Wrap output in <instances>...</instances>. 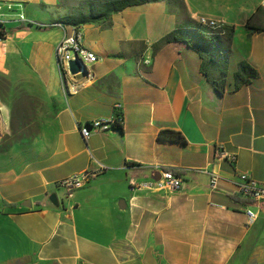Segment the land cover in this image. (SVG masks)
<instances>
[{
	"label": "crops",
	"instance_id": "1",
	"mask_svg": "<svg viewBox=\"0 0 264 264\" xmlns=\"http://www.w3.org/2000/svg\"><path fill=\"white\" fill-rule=\"evenodd\" d=\"M0 1L21 3L25 18L39 24L67 15L59 0ZM257 9L261 27L264 0L150 1L80 26L83 46L98 61L83 87L66 96L54 57L63 31L1 17L3 42L23 55L26 70L15 78L37 102L24 110L33 115L26 126L37 132L0 152V264H264V205L236 194L241 174L264 184V30L245 29ZM201 17L233 28L229 45L222 44L229 50L222 94L185 41L153 48ZM242 61L258 75L234 90ZM206 72L217 79L219 69L213 64ZM11 98L9 92L0 102L1 126H8ZM116 115L121 131L83 140L79 126ZM166 129L186 143L159 140ZM98 163L106 167L102 174L59 199L60 181ZM156 167L180 170L184 189L136 188ZM211 173L220 177L215 191ZM247 210L257 215L251 224Z\"/></svg>",
	"mask_w": 264,
	"mask_h": 264
},
{
	"label": "built area",
	"instance_id": "2",
	"mask_svg": "<svg viewBox=\"0 0 264 264\" xmlns=\"http://www.w3.org/2000/svg\"><path fill=\"white\" fill-rule=\"evenodd\" d=\"M4 16L10 18V21L16 23V25L31 26L39 29H48L51 27L61 29L63 35L54 49V57L61 77L62 91L65 96L72 95L77 93L83 87L84 82L90 77V66L97 63L98 58L94 53L83 46V36L79 27L74 28L65 26L58 22L48 25L32 22L25 18L21 3L0 1V43L5 40L7 35L4 25L6 22L1 19V17ZM198 25L207 29L211 35L224 34V26L215 20L201 17L198 19ZM66 28L70 29V34H66ZM72 61L79 63L86 71V76L80 80H76L69 72V63ZM142 63L148 66L151 63V60L148 57H144ZM79 73H82V68L79 70ZM119 108L120 105L116 104L115 109L118 110ZM120 116H112L108 120H95L84 126H79V133L83 140H87L93 132H109L117 130L115 124H122ZM220 156L230 162H234L235 160L234 156H226L223 153L220 154ZM105 170L106 167L98 163V168L95 171H83L60 181L58 185L64 189L66 198L69 199L72 197L74 191L83 188L90 180L96 178ZM156 175L159 177L158 179L155 178ZM208 176L209 189L215 191L220 181V177L214 173L208 174ZM184 186L185 182L182 179L180 170L156 167L153 172V177L150 180L141 182L136 188L154 192L165 191L173 193L181 192L184 189ZM236 194L252 203L260 206L264 205V184L258 183L246 174L238 176L236 182ZM246 216L250 224L257 218L256 213L249 210L246 211Z\"/></svg>",
	"mask_w": 264,
	"mask_h": 264
},
{
	"label": "trees",
	"instance_id": "3",
	"mask_svg": "<svg viewBox=\"0 0 264 264\" xmlns=\"http://www.w3.org/2000/svg\"><path fill=\"white\" fill-rule=\"evenodd\" d=\"M150 1L158 0H87V2L75 7L66 16L60 18L57 22L65 26L78 28L80 26L96 23L108 19L112 14L119 13L129 7L139 6ZM170 1V0H168ZM260 9H257L245 23V29L252 32L264 30V26L257 27L255 18L259 16ZM224 34L211 35L209 31L197 25L190 30L178 29L165 35L157 41L153 48L160 49L162 46L178 41H185L200 56L201 72L219 94L224 92L227 60L229 55L228 48H224L222 44L229 45L233 35V28L224 27ZM216 65L219 69L217 79H211L206 69L212 65ZM257 72L246 62H239L236 71L233 73L234 90L240 89L243 85L249 83L250 79L257 77ZM118 115H116L117 117ZM120 116V115H119ZM122 123V115L120 116ZM117 130H122V124H115ZM161 141L176 142L185 144L183 136L173 130H161L158 134Z\"/></svg>",
	"mask_w": 264,
	"mask_h": 264
},
{
	"label": "rangeland",
	"instance_id": "4",
	"mask_svg": "<svg viewBox=\"0 0 264 264\" xmlns=\"http://www.w3.org/2000/svg\"><path fill=\"white\" fill-rule=\"evenodd\" d=\"M85 2H87V0H59L60 7L66 14ZM0 45H3V51L0 53V65H2L0 68V102H5L8 93L12 92V98L9 101L13 103L10 108L11 113L8 126L0 125L1 152L16 143L30 140L35 136L37 126H26L25 124V122L33 118V115L24 112V110L25 107H29L30 111L34 110L37 102L34 100L29 101L26 95L22 93L17 86L18 82L15 77L20 74V71L23 72L26 70L21 64L23 62L22 52L17 48L16 44L7 47L8 44H6V42H1ZM60 190L61 193L58 194L59 199L66 201L65 191L63 189ZM260 218H264V213H261Z\"/></svg>",
	"mask_w": 264,
	"mask_h": 264
},
{
	"label": "water",
	"instance_id": "5",
	"mask_svg": "<svg viewBox=\"0 0 264 264\" xmlns=\"http://www.w3.org/2000/svg\"><path fill=\"white\" fill-rule=\"evenodd\" d=\"M81 68H82V73H79V70ZM69 72H70L71 75H73L75 77L76 80H80L84 76H86L85 69L79 63L74 62V61H72V62L69 63ZM155 178L158 179L159 177L156 175ZM26 205H29V204L26 203ZM262 213H264V211H262Z\"/></svg>",
	"mask_w": 264,
	"mask_h": 264
},
{
	"label": "bare ground",
	"instance_id": "6",
	"mask_svg": "<svg viewBox=\"0 0 264 264\" xmlns=\"http://www.w3.org/2000/svg\"><path fill=\"white\" fill-rule=\"evenodd\" d=\"M1 108H2V107H0V111H1ZM2 109H3V108H2ZM1 118H2V116H1V113H0V122H1Z\"/></svg>",
	"mask_w": 264,
	"mask_h": 264
}]
</instances>
